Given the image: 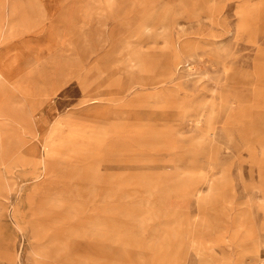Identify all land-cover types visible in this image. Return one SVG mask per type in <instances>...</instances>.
<instances>
[{
	"label": "rangeland",
	"instance_id": "374dc122",
	"mask_svg": "<svg viewBox=\"0 0 264 264\" xmlns=\"http://www.w3.org/2000/svg\"><path fill=\"white\" fill-rule=\"evenodd\" d=\"M0 264H264V0H0Z\"/></svg>",
	"mask_w": 264,
	"mask_h": 264
},
{
	"label": "bare ground",
	"instance_id": "6f19581e",
	"mask_svg": "<svg viewBox=\"0 0 264 264\" xmlns=\"http://www.w3.org/2000/svg\"><path fill=\"white\" fill-rule=\"evenodd\" d=\"M260 16V15H259ZM262 16V15H261ZM105 97L100 96V95H90V99L88 100V108H87V115L91 117H96L95 110L97 109V104H99L100 101L104 100ZM255 144V142H254ZM253 144V145H254ZM253 147V146H252ZM256 147V146H255ZM42 163L44 164V167H47V163L41 158Z\"/></svg>",
	"mask_w": 264,
	"mask_h": 264
},
{
	"label": "crops",
	"instance_id": "0c3cea01",
	"mask_svg": "<svg viewBox=\"0 0 264 264\" xmlns=\"http://www.w3.org/2000/svg\"><path fill=\"white\" fill-rule=\"evenodd\" d=\"M10 79H12V75H11V73H10Z\"/></svg>",
	"mask_w": 264,
	"mask_h": 264
}]
</instances>
